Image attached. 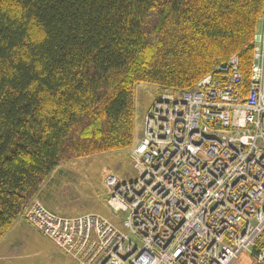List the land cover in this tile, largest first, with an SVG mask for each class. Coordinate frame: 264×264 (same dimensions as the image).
Wrapping results in <instances>:
<instances>
[{"label": "trees", "instance_id": "1", "mask_svg": "<svg viewBox=\"0 0 264 264\" xmlns=\"http://www.w3.org/2000/svg\"><path fill=\"white\" fill-rule=\"evenodd\" d=\"M263 1L0 0V241L60 164L132 148L136 85L223 87L236 57L243 98Z\"/></svg>", "mask_w": 264, "mask_h": 264}, {"label": "built area", "instance_id": "2", "mask_svg": "<svg viewBox=\"0 0 264 264\" xmlns=\"http://www.w3.org/2000/svg\"><path fill=\"white\" fill-rule=\"evenodd\" d=\"M260 22L243 98L236 57L218 69L223 87L208 75L188 92L159 90L130 153L137 178L101 174L123 230L37 202L20 217L77 264H264V1Z\"/></svg>", "mask_w": 264, "mask_h": 264}, {"label": "rangeland", "instance_id": "3", "mask_svg": "<svg viewBox=\"0 0 264 264\" xmlns=\"http://www.w3.org/2000/svg\"><path fill=\"white\" fill-rule=\"evenodd\" d=\"M260 28L261 22L258 24L257 32L260 31ZM161 94L159 88L142 84L135 86V122L132 147L136 146L143 136V125L140 118L143 108ZM131 150L132 148L60 164L50 173L40 189L43 192V199L49 203L48 205H41L55 211L56 215L62 217H76L87 214L99 215L123 230L120 221L121 216L115 215L118 218L116 219L105 207V202L102 203L101 195H104L105 191L101 187L100 173L107 172L108 170H103V168H106L112 171L121 181L136 179L137 172L129 159ZM38 236L41 240V249L33 248L28 251L24 256L25 260L20 261V264H77L73 259L58 252L53 245L45 240V237L42 238L39 234ZM260 238V241L264 243V234L258 240ZM44 248L53 253L42 252ZM69 260L73 263H70ZM243 261L247 264L251 263L249 257H244Z\"/></svg>", "mask_w": 264, "mask_h": 264}, {"label": "crops", "instance_id": "4", "mask_svg": "<svg viewBox=\"0 0 264 264\" xmlns=\"http://www.w3.org/2000/svg\"><path fill=\"white\" fill-rule=\"evenodd\" d=\"M153 101H152V103H153ZM152 103H150L145 108H143V110L141 112L140 118H141L142 125L144 122L145 115H146L147 111L149 110V108L151 107ZM134 147L135 146H133L132 149ZM129 159H130L131 163H133V161L130 157V154H129ZM133 166H134V164H133ZM103 170L110 171L109 169H106V168H103ZM110 172L113 173L112 171H110ZM101 174L102 173H100V179H101ZM124 181H127V180H124ZM101 187L104 189L103 191H105V194L101 195L102 203H104V202H106L107 193H106V190L102 184V179H101ZM42 194H43V192L40 191V193L37 194V196L35 197L36 199H34L33 202L48 205L49 204L48 201L43 199ZM46 209L55 213V211H53L47 207H46ZM38 234L42 238H44L40 233H38L36 230H34L27 222H25L21 217H19L17 219V221L13 224V226L10 228V230L4 235V237L0 241V264H20L21 263L20 261L25 260L24 256H25V254H27L28 251H31L33 248L40 250L41 249V246H40L41 240L39 239ZM45 240H47V239L45 238ZM42 252L53 253L49 249H45V248L42 249ZM69 261H70V263H73L71 260H69Z\"/></svg>", "mask_w": 264, "mask_h": 264}, {"label": "bare ground", "instance_id": "5", "mask_svg": "<svg viewBox=\"0 0 264 264\" xmlns=\"http://www.w3.org/2000/svg\"><path fill=\"white\" fill-rule=\"evenodd\" d=\"M239 65V64H238Z\"/></svg>", "mask_w": 264, "mask_h": 264}]
</instances>
